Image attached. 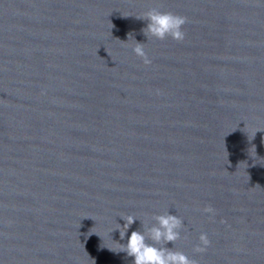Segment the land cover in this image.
I'll return each instance as SVG.
<instances>
[{
    "label": "water",
    "instance_id": "water-1",
    "mask_svg": "<svg viewBox=\"0 0 264 264\" xmlns=\"http://www.w3.org/2000/svg\"><path fill=\"white\" fill-rule=\"evenodd\" d=\"M166 212L196 264H264V0H0V264H132Z\"/></svg>",
    "mask_w": 264,
    "mask_h": 264
},
{
    "label": "clouds",
    "instance_id": "clouds-1",
    "mask_svg": "<svg viewBox=\"0 0 264 264\" xmlns=\"http://www.w3.org/2000/svg\"><path fill=\"white\" fill-rule=\"evenodd\" d=\"M136 18L147 22L146 27L141 29V33L147 40L155 38L162 41L170 37L177 42H182L185 38L183 26L187 23V18L184 16L161 11L158 8H150ZM129 37L133 38L131 33L128 35ZM144 45L145 43L135 41L133 52L142 59L145 65H149L151 60ZM203 211L214 214V209L211 206L205 207ZM120 218L125 221L124 226H120L125 230L120 231L119 228L115 230H119L120 239L124 240L129 227L138 219L132 215ZM152 219L155 222L150 226L141 222L142 229L132 231L125 244L115 242L119 245V252L126 253L127 257L133 258L132 264H196L194 259L182 251L175 250V242L181 238V231L184 228L183 220L169 212L153 216ZM168 244H172L173 247H167ZM209 245L210 240L207 233H201L194 252L202 253Z\"/></svg>",
    "mask_w": 264,
    "mask_h": 264
}]
</instances>
